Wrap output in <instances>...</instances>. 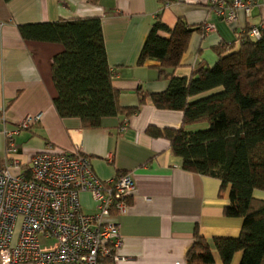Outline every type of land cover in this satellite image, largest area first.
Segmentation results:
<instances>
[{"label":"crops","instance_id":"0c3cea01","mask_svg":"<svg viewBox=\"0 0 264 264\" xmlns=\"http://www.w3.org/2000/svg\"><path fill=\"white\" fill-rule=\"evenodd\" d=\"M249 1L248 11L237 10L236 18L228 22L209 0H0V167L6 164L3 128H13L28 114L39 113L38 124L15 136L23 169L33 154L51 145L87 156L93 172L103 180L119 173H129L134 180L127 212L110 216L118 224L123 257L110 264H185L195 228L208 241L216 236L236 237L242 219L224 214L229 186L222 189L218 178L183 169L169 140L147 132L149 127L194 131L206 124L183 125L181 111L156 108L149 94L166 90L168 78L159 61L139 64L138 58L151 23L160 14L170 28L178 18L201 28L190 34L179 64L165 72L190 77L201 67H211L218 58L216 47L223 53L237 50L240 33L264 21V1ZM225 3L227 13L232 0ZM92 16L101 18L121 111L103 117L98 127H84L78 117H60L52 104L56 90L51 62L62 46L26 40L18 25ZM208 24L213 29H206ZM80 202L85 212L92 213L88 193L80 194ZM212 254L214 264H223L216 250ZM241 254L236 251L230 264H239Z\"/></svg>","mask_w":264,"mask_h":264},{"label":"trees","instance_id":"16d2710c","mask_svg":"<svg viewBox=\"0 0 264 264\" xmlns=\"http://www.w3.org/2000/svg\"><path fill=\"white\" fill-rule=\"evenodd\" d=\"M252 27H258L259 38L249 37L251 27H246L238 36L237 50L223 53L216 47L218 58L211 67L179 77L164 69L179 64L190 34L201 28L189 26L182 18L170 28L157 14L138 58L139 64L159 61L168 78L166 90L149 94L156 108L181 111L183 125L206 124L194 131L149 127L147 132L169 140L183 169L218 178L222 189L229 186L224 214L242 219L236 237L216 236L208 241L195 228L185 264H214L212 249L223 264H230L236 251L242 253L239 264H264V199L253 196L254 189L264 190V21ZM18 32L26 40L62 46L51 62L56 90L52 104L60 117H78L82 126L98 127L103 117L121 111L99 16L20 24Z\"/></svg>","mask_w":264,"mask_h":264},{"label":"built area","instance_id":"2783aa9c","mask_svg":"<svg viewBox=\"0 0 264 264\" xmlns=\"http://www.w3.org/2000/svg\"><path fill=\"white\" fill-rule=\"evenodd\" d=\"M209 1L228 22L236 18L237 10L247 12L251 4L232 0L226 13L225 0ZM247 34L257 39L260 32L251 27ZM39 121V113L28 114L18 125L2 131L6 164L0 167V264H110L122 260V238L110 216L127 212V196L135 190L133 178L119 173L103 180L93 172L87 156L51 145L33 154L23 169L15 136ZM125 126L126 122L120 130ZM84 192L92 199V213L81 205Z\"/></svg>","mask_w":264,"mask_h":264},{"label":"rangeland","instance_id":"374dc122","mask_svg":"<svg viewBox=\"0 0 264 264\" xmlns=\"http://www.w3.org/2000/svg\"><path fill=\"white\" fill-rule=\"evenodd\" d=\"M205 125H203L202 127H204ZM253 196L260 198V199H264V190H260V189H254L253 191Z\"/></svg>","mask_w":264,"mask_h":264}]
</instances>
